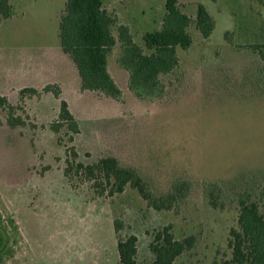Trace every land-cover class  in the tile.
I'll return each instance as SVG.
<instances>
[{
    "label": "rangeland",
    "instance_id": "374dc122",
    "mask_svg": "<svg viewBox=\"0 0 264 264\" xmlns=\"http://www.w3.org/2000/svg\"><path fill=\"white\" fill-rule=\"evenodd\" d=\"M9 1L16 15L0 26L4 70L17 66L23 49L50 43L63 13L55 14L65 5L64 0ZM177 2L192 21L203 5L214 29L204 39L194 23L188 27L192 45L176 49L179 65L160 77L165 87L160 99L136 98L115 74L123 71L116 62L117 43L108 69L122 86L123 99L89 91L69 98L77 134L65 125L58 133L51 130L59 103L43 92L17 105L16 115L26 125L15 130L0 109V264H119L117 238L129 235L137 237V263L151 264L149 244L166 226L176 240L194 238L173 264H225L232 259L230 231L239 230L240 199L256 201L264 216L258 198L264 182V62L252 48L264 44V0ZM102 3L150 54L142 36L161 28L164 2ZM113 33L117 36L116 28ZM24 84L0 80V91L15 99ZM69 147L85 165L115 158L157 196L170 193L176 181L189 182V193L170 211L149 208L129 186L113 197L97 196L89 182L70 185L63 177ZM114 220L122 223L117 234Z\"/></svg>",
    "mask_w": 264,
    "mask_h": 264
},
{
    "label": "trees",
    "instance_id": "16d2710c",
    "mask_svg": "<svg viewBox=\"0 0 264 264\" xmlns=\"http://www.w3.org/2000/svg\"><path fill=\"white\" fill-rule=\"evenodd\" d=\"M64 1L65 9L59 21V44L77 70L81 91L99 93L118 102L122 100L123 92L108 72V58L117 43H120L121 49L116 62L128 75V90L136 98L152 102L165 94L160 77L170 74L179 65L176 49L187 50L192 45L188 27L194 23L204 39L214 29L213 21L203 5L197 6L192 21L179 10L177 0H160L164 2L166 14L159 30L143 34L144 47L151 52L145 54L143 48L134 42L129 28L117 24L116 15L103 6L102 0ZM14 15L10 2L0 0V25ZM115 28L117 36L113 33ZM252 48L264 62V44ZM42 92H50L60 100L58 122L51 125V130L58 133L65 125L68 131L77 134L78 125L67 103L60 99L61 91L57 86L48 85L41 90L24 88L19 91V100L22 102ZM0 109L8 112L6 123L10 128L26 125L16 115L21 108L12 106L7 97L1 95ZM63 176L70 185L77 179L89 182L94 193L100 197L122 194L129 186L155 211L172 210L188 195L190 189L189 182L176 181L170 193L157 196L136 171L122 167L115 158L103 157L85 165L78 161L74 147L66 149ZM210 194V205L215 207V200H211L213 194ZM258 198L264 201V182ZM239 206V230L230 231L232 259L225 264H264V216L259 212L257 202L249 197L240 199ZM113 228L117 234L122 229V223L114 220ZM193 245V237L176 240L170 226H166L154 233L149 244L153 255L151 264H173ZM116 248L119 264H138L136 236L117 238Z\"/></svg>",
    "mask_w": 264,
    "mask_h": 264
},
{
    "label": "crops",
    "instance_id": "0c3cea01",
    "mask_svg": "<svg viewBox=\"0 0 264 264\" xmlns=\"http://www.w3.org/2000/svg\"><path fill=\"white\" fill-rule=\"evenodd\" d=\"M64 7L65 5L63 6V10H64ZM63 10L61 9L60 11H57L58 14H55V15L56 16L58 15L59 17L63 13ZM14 13H15V10H14ZM15 15L11 19L4 21L0 26H3L5 22H9V20H12L13 18H15ZM58 17H57V22H58ZM122 25H125L128 27V25L126 24H122ZM156 30H159V29H156ZM22 51H23L21 54L22 56L21 58H19L18 64L15 68L5 69V70L0 69V80L5 81L8 84L10 83L12 84L13 82H16V83L26 82V84L23 85L24 88H33L36 90H41L42 88L48 85L57 86L61 91L60 99L64 100L67 103L68 109L70 111L69 98L76 97V96L78 97V95H81V93L86 92V91H81L80 78L78 76L77 70L74 64L72 63V61L62 52L60 48L59 23L57 24L56 35L50 41V43H48L45 46H41V47L39 46L37 48L36 47L25 48ZM108 72H109V69H108ZM109 74L111 75L110 72ZM115 74L120 79H124V82L127 84L128 75L124 70L120 71L116 69ZM111 77L113 78L116 85L121 90H123L122 86L118 84L116 79L112 75ZM22 89H19L16 91L15 99L11 97L6 91H0V95L7 97L8 102L12 106H17L18 104L21 105L24 103V101L21 103L19 100V91ZM44 96H51L54 100L58 101L59 106H60V100H57L52 95V93H45ZM17 127L15 128L9 127V128L11 130H15Z\"/></svg>",
    "mask_w": 264,
    "mask_h": 264
}]
</instances>
